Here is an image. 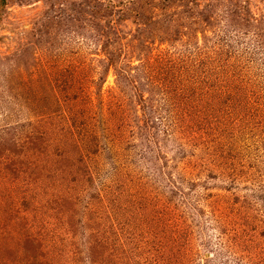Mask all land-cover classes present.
I'll return each mask as SVG.
<instances>
[{
    "label": "rangeland",
    "instance_id": "374dc122",
    "mask_svg": "<svg viewBox=\"0 0 264 264\" xmlns=\"http://www.w3.org/2000/svg\"><path fill=\"white\" fill-rule=\"evenodd\" d=\"M0 264H264V0H0Z\"/></svg>",
    "mask_w": 264,
    "mask_h": 264
}]
</instances>
